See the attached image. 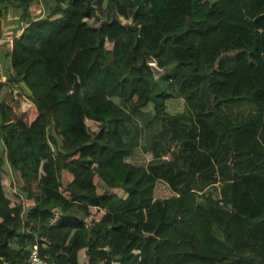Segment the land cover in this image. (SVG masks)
<instances>
[{
    "label": "trees",
    "instance_id": "obj_1",
    "mask_svg": "<svg viewBox=\"0 0 264 264\" xmlns=\"http://www.w3.org/2000/svg\"><path fill=\"white\" fill-rule=\"evenodd\" d=\"M0 1L32 104L0 103V264H264V0Z\"/></svg>",
    "mask_w": 264,
    "mask_h": 264
},
{
    "label": "crops",
    "instance_id": "obj_2",
    "mask_svg": "<svg viewBox=\"0 0 264 264\" xmlns=\"http://www.w3.org/2000/svg\"><path fill=\"white\" fill-rule=\"evenodd\" d=\"M35 5L36 8H31L30 13L37 21L44 18L49 10L41 0L37 1ZM21 16L22 12L15 4L11 5L8 1H0V103H5L14 96L19 109L22 108L23 112H26L30 108L31 102L25 97V89L22 85L11 82L14 44L28 28V25L21 20Z\"/></svg>",
    "mask_w": 264,
    "mask_h": 264
},
{
    "label": "rangeland",
    "instance_id": "obj_3",
    "mask_svg": "<svg viewBox=\"0 0 264 264\" xmlns=\"http://www.w3.org/2000/svg\"><path fill=\"white\" fill-rule=\"evenodd\" d=\"M210 2H215L216 0H209ZM36 8V5L34 4L32 6V9H35ZM38 12V11H37ZM36 12V13H37ZM35 16L37 14H34ZM46 17V16H45ZM44 17V18H45ZM99 18V19H98ZM43 19V18H42ZM118 20L122 22L123 25L125 26H131L133 24V21H132V18L129 17V18H123V17H118ZM110 20L107 19V15L106 14H102L101 12H98L97 13V18H93L89 23L90 25L93 27V28H101L104 24L108 23ZM32 106V104H31ZM28 110V109H27ZM26 110V111H27ZM168 110L170 111V113L176 115V114H181V113H185L186 112V106H185V102L184 101H176V102H171L170 105H168ZM243 111H250V107L249 106H245V108L242 109ZM19 112L23 113V109L20 108L19 109ZM135 132V131H133ZM146 138V134L143 133L142 136H141V141H145L147 140L148 142L150 141V138L148 137L147 139ZM61 139V138H60ZM62 140V139H61ZM5 152V147H4V144H3V141L0 139V157L3 156V153ZM165 161H170L171 160V157L170 156H165L163 157ZM140 163H144L146 162V159L144 157H142V159L139 160ZM6 170L7 172L12 176V174L10 173L11 170L8 166H6ZM219 169H218V174H217V178L218 179H221V174L219 173ZM13 177V176H12ZM15 178V177H14ZM222 183H218V185H216L217 187L216 188H212L211 189V192L213 191L214 195L216 197H218L219 195V190L222 189ZM161 192L160 193H164L168 196H171L172 193H170V191H165V190H160ZM75 216V215H74ZM75 217H81L79 216V214H76ZM82 220V219H81ZM87 225L90 226V221H87Z\"/></svg>",
    "mask_w": 264,
    "mask_h": 264
},
{
    "label": "built area",
    "instance_id": "obj_4",
    "mask_svg": "<svg viewBox=\"0 0 264 264\" xmlns=\"http://www.w3.org/2000/svg\"><path fill=\"white\" fill-rule=\"evenodd\" d=\"M28 264H47L46 260L41 258L38 246H34L31 249Z\"/></svg>",
    "mask_w": 264,
    "mask_h": 264
},
{
    "label": "water",
    "instance_id": "obj_5",
    "mask_svg": "<svg viewBox=\"0 0 264 264\" xmlns=\"http://www.w3.org/2000/svg\"><path fill=\"white\" fill-rule=\"evenodd\" d=\"M152 67L153 73L155 75V78L158 80L162 75H164L165 73H167V70H161L159 69V67L156 64H151L150 65ZM173 158L175 160V162H177V157L176 155L173 153ZM234 163V156L231 162V165H233Z\"/></svg>",
    "mask_w": 264,
    "mask_h": 264
}]
</instances>
